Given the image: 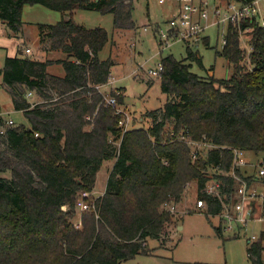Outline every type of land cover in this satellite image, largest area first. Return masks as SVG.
I'll return each mask as SVG.
<instances>
[{
  "label": "trees",
  "instance_id": "obj_1",
  "mask_svg": "<svg viewBox=\"0 0 264 264\" xmlns=\"http://www.w3.org/2000/svg\"><path fill=\"white\" fill-rule=\"evenodd\" d=\"M27 4L68 17L37 23L43 50L62 56L38 60L18 48L0 68L14 109L22 111L30 124L8 123L0 115V126L5 127L0 132V264H122L138 255H159L149 240L171 238L179 214L166 203H180L188 182L193 180L198 198L206 201L208 217L237 201L238 182L230 174L234 148L264 152L263 26L255 21L245 33L252 46L249 53L238 26H228L227 42L217 55L232 65L230 77L192 71L193 62L205 68L197 48L186 46L184 59L163 56L161 89L166 102L139 118L133 116L132 126L123 130L122 111L99 89L108 83L115 64L112 56L100 57L109 31L87 27L71 13L76 9L112 13L115 27L126 28L135 25L134 4L0 0V20L15 35L22 31ZM203 44H210V36ZM54 62L63 65L64 74L49 71ZM125 90L121 86L110 92L120 105L125 103ZM28 91L41 100L32 102ZM139 119L146 125L138 126ZM182 133L216 147L193 158ZM110 159L115 162L105 192L91 200L93 208L82 212L78 227L74 221L78 193L94 189L99 170ZM5 171H10L9 177L1 175ZM238 173L251 183L264 184V175L259 176L256 168H240ZM214 179L221 182V197L205 191ZM224 222L220 216L216 226L223 239ZM263 239L264 230L248 242L251 264H264Z\"/></svg>",
  "mask_w": 264,
  "mask_h": 264
},
{
  "label": "rangeland",
  "instance_id": "obj_2",
  "mask_svg": "<svg viewBox=\"0 0 264 264\" xmlns=\"http://www.w3.org/2000/svg\"><path fill=\"white\" fill-rule=\"evenodd\" d=\"M134 4V20L135 25L126 28H116L114 23V14L102 13L97 10L76 9L74 13L75 21L86 25L87 27L103 26L110 34V39L104 48L100 51L101 58H112L116 61L113 66L112 73L114 82H110L102 87L105 98L111 97V91L117 87L124 86L125 103L122 105L117 103V108L125 110L133 116L139 118L148 110L161 107L166 102L167 96L161 89V75H155L149 72L150 69H156L163 56L173 54L178 59L186 58V45L182 40H170L169 44L162 45L159 37L153 30V25L157 22L164 24L166 19L172 15V5L161 3L159 0H129ZM30 11L29 16L32 21L42 23H55L61 17V12L53 10L40 4H28L26 9ZM149 25L148 30H144V26ZM122 29V30H121ZM30 30H38L37 23H30ZM210 35V44H200L199 49L204 67L193 62L192 71L210 77L212 75L222 78L230 77L233 73V67L221 55H217V50H221L224 46L223 36L226 28L220 30L210 28L207 30ZM30 40L23 43L30 46L34 51L28 52L26 55H35V48L39 45V34H31ZM43 49V47H42ZM43 51V50H42ZM61 53L51 52L47 57L59 58ZM54 72L64 73L61 63L54 62L49 67ZM138 73V74H137ZM34 94L27 95L32 102L40 101L34 91ZM0 111H4L8 123L13 120L15 123L29 124L23 112L15 110L11 107V99L7 91L0 89ZM2 109V110H1ZM146 121L139 119L138 126L146 125ZM132 123L128 125L132 126ZM30 125V124H29ZM169 127V125L167 126ZM5 127L0 126V132H4ZM202 144L199 145V148ZM208 149L206 145L202 146V152ZM245 157L250 163L248 168L253 169L254 162L259 163V167H264V152L255 153L253 151H245ZM115 160V159H113ZM113 160H106L99 172V178L96 183V193L94 198L103 195L106 189L105 181L109 176L113 167ZM253 163V164H252ZM1 175L10 176V171H5ZM263 177V175H262ZM262 178L258 179V182ZM194 182H188L187 188L183 193V198L177 204L179 219L177 225H173L171 229V238L161 241L150 239L149 245L153 247V252L159 255H138L135 258L126 260L124 264H194L196 261L209 262L211 264H251L248 256L249 239L256 240L260 233L264 230V221L251 220L247 226L242 228V232L238 237H232L228 233L225 239L221 237L216 226L220 224L219 215H206V207L197 208L196 201L198 199V190ZM259 190H264V184L254 183ZM168 206V203H166ZM259 210V209H258ZM259 216L260 213L256 216ZM222 217V216H221ZM74 221L82 222V211L76 207ZM77 226V225H76ZM181 227V228H180Z\"/></svg>",
  "mask_w": 264,
  "mask_h": 264
},
{
  "label": "built area",
  "instance_id": "obj_3",
  "mask_svg": "<svg viewBox=\"0 0 264 264\" xmlns=\"http://www.w3.org/2000/svg\"><path fill=\"white\" fill-rule=\"evenodd\" d=\"M161 3L169 2L172 5V15L168 17L164 24L155 23L153 25L154 34L159 37L162 45L169 44L170 40H182L186 46L194 49L198 48L204 42L206 36H210L207 32L210 28L220 30L222 27L226 28L233 24L238 26L240 36L244 45L247 47L248 53L251 52L252 46L245 33L251 30V23H257L264 27V0H159ZM245 23V27L243 24ZM149 25L144 26V30H148ZM226 33L223 36V43L226 44ZM224 47V46H223ZM30 48L26 51L30 52ZM163 63L160 61L156 69H150L149 72L155 75H161ZM114 82L113 77L110 76L108 83ZM102 85H99V89ZM119 93V90L117 91ZM32 92H30L31 94ZM107 102L113 106H117L116 97H107ZM117 111H122L123 117L120 120V125L123 130L129 128L131 122L130 114L125 110L117 108ZM1 115V112H0ZM13 120H10L12 122ZM181 139L186 140L191 147L193 158H196L202 153V146L206 145L208 148L216 147L207 141L193 140L187 138L182 133ZM119 143V140L116 141ZM202 146L199 148V145ZM253 164V163H252ZM250 163L245 157V150L234 148L233 166L230 174L238 182L236 190L237 201L233 204L226 203L225 209L221 216L225 220L224 231L230 235L241 234L244 226H247L251 220L264 221V190H259L254 186V182L238 173V169L249 166ZM257 169L258 175H264V167H259V163L253 164ZM229 174V173H228ZM221 182L214 179V182L209 183L205 187V191L209 194L221 197ZM92 190H82L78 193L77 207L82 211H90L93 208L91 200L94 199ZM96 198V197H95ZM197 208L206 206V201L203 198H198L196 201ZM171 212L177 213V204H169L167 206ZM259 209V210H258ZM260 213V215L254 217ZM75 224L79 227L82 222ZM254 240L255 237H252ZM264 242V239H263Z\"/></svg>",
  "mask_w": 264,
  "mask_h": 264
},
{
  "label": "crops",
  "instance_id": "obj_4",
  "mask_svg": "<svg viewBox=\"0 0 264 264\" xmlns=\"http://www.w3.org/2000/svg\"><path fill=\"white\" fill-rule=\"evenodd\" d=\"M28 5V4H27ZM27 5L24 6V9H23V14H22V19L24 21L23 23V27H22V31L15 35L12 30L8 27V25L4 22H2L0 20V68H2L4 66V61H5V57L7 55H16L17 54V50L18 48H23L25 51L27 48H30V52L34 51V48L32 49L30 46L28 45H24L23 43L27 42L28 40H30V38L32 37L31 34L34 33V35H38L39 34V31L38 30H30V23H39V22H36V21H32V19L30 18L29 16V13L30 11H27L25 10ZM75 13V10L71 13L72 15H74ZM63 16H67L68 17V14H65L63 12H61V17L60 19L63 17ZM59 19V20H60ZM58 20V21H59ZM38 28V26H37ZM122 30V29H121ZM40 38V37H39ZM36 50V53L35 55H29L33 58H36L38 60H45L47 58V56L49 55L48 53H46L43 49H42V45L39 41V45L35 48ZM43 50V51H42ZM59 57V56H58ZM116 63V61H115ZM53 65V64H52ZM51 65V66H52ZM115 65V64H114ZM113 65V66H114ZM113 69V67H112ZM49 71L52 72V73H55V74H60L62 75V73L60 72H54L52 69L50 70L49 68ZM64 74V73H63ZM138 74V73H137ZM112 77H114L113 75H110ZM115 81L117 80L116 77H114ZM108 84V83H107ZM107 84H104V85H107ZM102 85L100 87V90L103 92L102 90V87L104 86ZM0 89H3L5 91H7L6 87L3 85V75H0ZM126 89V87H125ZM30 92H32L31 94H34L33 91H28L27 92V95L30 94ZM7 93L9 94V98L11 99V107L14 108L13 106V101H12V98H11V95L10 93L7 91ZM0 108L1 107V104H0ZM2 110V109H1ZM2 114L4 111H0ZM22 112V111H21ZM113 160V159H111ZM113 162H115V160H113ZM105 163V162H104ZM114 164V163H113ZM104 165V164H103ZM103 167V166H102ZM101 167V169H102ZM100 169V170H101ZM99 170V172H100ZM99 172L97 174V180L99 178ZM108 178V177H106ZM107 180L105 181V184H106ZM97 183V181H96ZM96 186V185H95ZM106 186V185H105ZM96 188V187H95ZM94 191H96L97 189H93ZM181 228V227H180ZM172 233H173V230H172ZM172 235V234H171ZM240 235V234H239ZM254 235H252L251 237H253ZM255 237V236H254ZM251 239H249L250 241ZM137 257V256H136ZM125 261L122 262V264H124Z\"/></svg>",
  "mask_w": 264,
  "mask_h": 264
}]
</instances>
